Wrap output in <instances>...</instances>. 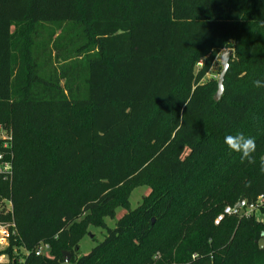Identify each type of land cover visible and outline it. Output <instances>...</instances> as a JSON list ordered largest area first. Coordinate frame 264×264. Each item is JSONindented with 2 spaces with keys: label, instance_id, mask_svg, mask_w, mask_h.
Here are the masks:
<instances>
[{
  "label": "trees",
  "instance_id": "obj_1",
  "mask_svg": "<svg viewBox=\"0 0 264 264\" xmlns=\"http://www.w3.org/2000/svg\"><path fill=\"white\" fill-rule=\"evenodd\" d=\"M225 49L215 101L218 82L203 81ZM256 80L264 0H0V155L13 168L0 198L17 228L4 264H66L64 252L69 264H264L255 215L215 225L264 196ZM239 132L255 138L254 164L224 143ZM89 227L106 236L79 256Z\"/></svg>",
  "mask_w": 264,
  "mask_h": 264
},
{
  "label": "built area",
  "instance_id": "obj_2",
  "mask_svg": "<svg viewBox=\"0 0 264 264\" xmlns=\"http://www.w3.org/2000/svg\"><path fill=\"white\" fill-rule=\"evenodd\" d=\"M13 175L12 163L0 155V180L11 179ZM264 210V196H260L256 202L247 204L242 208H236L235 206H226L223 211L215 219V225H219L226 217L238 216V217H249L255 215L256 212L261 213ZM17 228L13 216V205L12 202L6 198H0V264L7 263L10 260V256L7 253L8 249L12 247V241H16ZM15 258L17 255H29L23 247H14ZM50 247L47 244H40L36 250V256L48 255ZM198 256L194 255L192 258L196 259ZM24 261L23 257L20 258L19 264Z\"/></svg>",
  "mask_w": 264,
  "mask_h": 264
},
{
  "label": "rangeland",
  "instance_id": "obj_3",
  "mask_svg": "<svg viewBox=\"0 0 264 264\" xmlns=\"http://www.w3.org/2000/svg\"><path fill=\"white\" fill-rule=\"evenodd\" d=\"M47 28H50V31L46 30V33H44L45 37H48V34L53 30L52 27L47 26ZM68 40V39H66ZM73 40V39H72ZM72 51V50H70ZM53 65H55L54 60ZM42 62L46 65L48 62H45V59L42 58ZM58 65V64H57ZM222 71L220 59L217 61V63L213 66L211 71L207 74L206 78L203 82H207L210 80H215L218 82L220 73ZM6 137V136H5ZM7 138V137H6ZM149 186L148 185H140L136 187L130 194L129 197V208L131 211L139 208L143 205V203L146 201V197L148 195ZM127 212V210H123L122 208H117L116 210V217L111 218H105L104 221L106 223V226L109 228H115L116 222ZM255 217L258 221H261L264 223V215H262L259 212L255 213ZM155 222V221H154ZM106 236V231L103 228H97V227H89L86 231V234L82 241L80 242V251L78 252L79 256H83L88 254L93 248H95L99 243H101L104 240V237ZM160 255L155 256V259L157 260Z\"/></svg>",
  "mask_w": 264,
  "mask_h": 264
},
{
  "label": "clouds",
  "instance_id": "obj_4",
  "mask_svg": "<svg viewBox=\"0 0 264 264\" xmlns=\"http://www.w3.org/2000/svg\"><path fill=\"white\" fill-rule=\"evenodd\" d=\"M254 85L258 88L264 87V81L256 80ZM225 145L232 151L239 153L241 156V162L247 161L254 164V153L257 150V145L254 137L245 136L243 132H239L235 135H227L224 138ZM261 172H264V158L261 159Z\"/></svg>",
  "mask_w": 264,
  "mask_h": 264
},
{
  "label": "water",
  "instance_id": "obj_5",
  "mask_svg": "<svg viewBox=\"0 0 264 264\" xmlns=\"http://www.w3.org/2000/svg\"><path fill=\"white\" fill-rule=\"evenodd\" d=\"M232 53H233L232 49H225L221 53L220 63H221L222 71H221L219 79H218V90H217L216 94L214 95L215 101H220L222 96H223V91H224L223 82H224V78L226 76V73L229 69V61H230ZM244 205H245V198L242 197L239 200V202L235 205V207L240 209ZM259 248L264 249V234H263V239H261L259 242ZM71 257L72 256L70 253L64 252V263L69 264L71 262Z\"/></svg>",
  "mask_w": 264,
  "mask_h": 264
}]
</instances>
